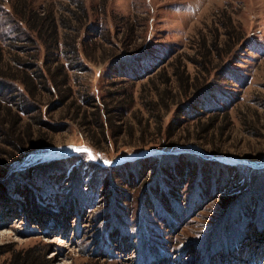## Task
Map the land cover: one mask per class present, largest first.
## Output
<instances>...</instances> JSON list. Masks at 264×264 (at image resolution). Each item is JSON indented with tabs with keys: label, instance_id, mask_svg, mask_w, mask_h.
Returning a JSON list of instances; mask_svg holds the SVG:
<instances>
[{
	"label": "rangeland",
	"instance_id": "rangeland-1",
	"mask_svg": "<svg viewBox=\"0 0 264 264\" xmlns=\"http://www.w3.org/2000/svg\"><path fill=\"white\" fill-rule=\"evenodd\" d=\"M0 46V264H264V0H0Z\"/></svg>",
	"mask_w": 264,
	"mask_h": 264
},
{
	"label": "trees",
	"instance_id": "trees-1",
	"mask_svg": "<svg viewBox=\"0 0 264 264\" xmlns=\"http://www.w3.org/2000/svg\"><path fill=\"white\" fill-rule=\"evenodd\" d=\"M27 4L21 3L20 4V11H17V15L21 17V23H24L31 31L36 33V36L34 38L41 43V46L44 48V56H43V62L44 67H25V65L20 61V59L15 58L14 61L16 62V65L19 66L20 71H16L20 74L21 77H13V79L19 81L20 83L25 86L26 91L29 95L33 96L34 93L30 87L32 86V81H30V75H28V68L34 69L33 74L37 75V79H39L42 82V85L44 88H47L48 80L52 83L53 87L56 88L58 86L57 79L59 77H63L62 85L68 86V79L69 75L68 72L65 71V66L62 64L61 61V54H66V50L62 49L61 47H68L69 51L73 54L79 55L80 52L77 47V37H74L72 42L68 40V37L63 39L60 35V28L64 27L66 29H72L71 25L68 22H65L62 20L60 23L63 25H60L59 21L54 17V14L50 10L44 9V14H41V12L38 9H34L33 7H30L29 12L26 9ZM82 5V10H83ZM16 10V9H15ZM127 31L130 30L129 28L126 29ZM32 37V35H29L27 37V40H35ZM61 53V54H59ZM5 54L3 47L0 46V65L5 62L4 60ZM38 58V57H37ZM144 57L138 58V60H142ZM139 63V62H138ZM55 70L52 71L51 66H55ZM43 71L47 72V76L44 75ZM150 71V70H147ZM8 76L9 78L12 77L10 75H7L6 73H3L0 70V80H3L4 77ZM58 76V77H56ZM12 79V80H13ZM32 80V79H31ZM59 80V79H58ZM5 83L0 82V89L3 90V87L5 88ZM99 116V114H97ZM101 120V119H100ZM10 210L11 208L8 207ZM11 264H48L47 261L44 262L39 256L37 257L35 254H32V250L24 254H19L18 256H15L12 260Z\"/></svg>",
	"mask_w": 264,
	"mask_h": 264
}]
</instances>
